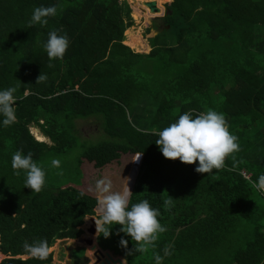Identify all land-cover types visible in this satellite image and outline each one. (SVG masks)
Masks as SVG:
<instances>
[{"label":"trees","instance_id":"16d2710c","mask_svg":"<svg viewBox=\"0 0 264 264\" xmlns=\"http://www.w3.org/2000/svg\"><path fill=\"white\" fill-rule=\"evenodd\" d=\"M41 5H55L57 14L29 27ZM130 14L127 0H0V89L14 87L18 98L15 123L0 127V264H51V251L45 260L22 258L23 243L44 239L49 249L78 237L97 205L84 185L89 171L131 162V189L135 153L142 157L130 203L148 200L165 231L135 252L136 242L114 225L108 238L97 236L101 249L126 264H154V254L162 264H264V193L252 186L264 173V0H171L161 26L147 28L158 29L147 53L123 43ZM55 29L69 45L50 61L43 44ZM40 73L46 79L36 83ZM209 109L223 113L238 138L224 167L201 174L195 163L164 158L156 133L183 112ZM90 119L99 135L80 139L77 121ZM31 126L50 143L34 139ZM74 145L81 147L75 183L36 193L23 173L13 174L17 150L41 165Z\"/></svg>","mask_w":264,"mask_h":264},{"label":"clouds","instance_id":"9594fccd","mask_svg":"<svg viewBox=\"0 0 264 264\" xmlns=\"http://www.w3.org/2000/svg\"><path fill=\"white\" fill-rule=\"evenodd\" d=\"M57 14L55 5L35 7L28 20L29 27L36 24L44 26L49 17ZM60 29L47 33V40L43 49L49 60H59L68 48L67 34H59ZM46 79L41 73L36 83ZM16 89L8 87L0 89V127H9L16 121L15 104ZM155 144L159 152L168 160H179L183 164H194L197 173L213 174V170L224 167L225 158L239 150L237 136L228 130L223 113L215 110H207L199 114L186 111L180 114L174 122L159 130ZM141 153H139L140 155ZM139 155L136 157L138 159ZM135 159V160H136ZM51 166L60 167L58 159L51 160ZM11 168L14 175H24V187L31 192H40L45 184V171L32 159V153L23 154L20 150L11 156ZM60 174V173H58ZM252 186L264 193V173L258 175ZM94 191L99 211L98 217H92L95 223L97 236L108 238L114 225H120L119 232L135 241V252H143L157 239V234L165 231L157 217L160 211L150 206L148 200H140L130 203L132 192L129 187V179L121 190H113L110 177H102L95 181ZM174 199L169 197L163 201L165 208L171 206ZM120 245L127 247V241L120 239ZM25 253L32 258L45 260L48 257V244L44 239L34 240L31 243H23ZM130 254V253H129ZM154 264H162L163 257L154 254Z\"/></svg>","mask_w":264,"mask_h":264},{"label":"rangeland","instance_id":"374dc122","mask_svg":"<svg viewBox=\"0 0 264 264\" xmlns=\"http://www.w3.org/2000/svg\"><path fill=\"white\" fill-rule=\"evenodd\" d=\"M143 1L145 0H129V2L127 1L130 5V8L134 9L135 17L131 16L133 19V25L124 31V43L135 52L147 53L150 50V46L148 44L147 38L153 36L158 30V29H150L149 31H147V28L154 21L158 23L159 27L161 26L160 21L157 19H159V17L163 15L164 10H166V5L169 4L171 0H158L157 4L161 10L157 13H150L149 10L144 6ZM134 37L140 38L141 40L140 45L132 44V42L134 41L131 40ZM76 126H78L79 129V133L81 137L80 139L96 138L99 135V133L96 132L99 131L100 127L94 120H90L88 122L83 120H78ZM30 131L34 139L36 138V140L38 141L44 140L46 143H50L48 138L42 135L38 127L31 126ZM80 153H81V147L79 145H74L68 151H65L64 153H60L57 155H53L51 159L46 161V163L44 162L41 163L40 166L44 169L49 170V175L51 176V178L48 181L47 180L45 181V184H50L51 187H58L66 184L75 183V180L77 178L76 171L78 168L77 159ZM52 159H58L60 161V167L58 169L51 166ZM138 167L135 173L137 172ZM99 171H100L99 169L90 170L89 171L90 176L84 182L85 183L84 185L88 187L87 189L90 192L95 193L94 191L95 181L102 177L105 176L110 177L113 183V190H117V191L122 189V187L126 182V178H128L127 175L128 169H121L120 173L117 175L115 172L103 173ZM111 173L113 175H111ZM98 215H99V211H98V207H96L95 213L92 216L98 217ZM90 223L91 222L84 217V223L81 224L80 227L86 228ZM83 234H87L88 235L87 237H91V234L88 233L87 231ZM79 237H83V235L80 234L78 237L75 238L56 239L54 243L49 247V251L52 252L51 264H81L80 262L76 261L78 260L77 257H79L81 252H77V251L72 252L76 262H73L71 260L70 255H71V250L73 248L83 245L87 247L86 250L87 255L92 256V251L88 249L89 246L86 245V243H84L83 241H81ZM27 256L28 255H22L21 257L25 258ZM2 258L3 256L0 255V260ZM89 262L90 261L88 259L87 262H85V264H88Z\"/></svg>","mask_w":264,"mask_h":264},{"label":"water","instance_id":"95a60500","mask_svg":"<svg viewBox=\"0 0 264 264\" xmlns=\"http://www.w3.org/2000/svg\"><path fill=\"white\" fill-rule=\"evenodd\" d=\"M143 4L149 10L150 13H157V12L160 11V8L157 5V1L156 0H145V1H143ZM164 13H165V10H164ZM137 154L139 155V153H135L134 156L137 155ZM124 155H126V154H124ZM141 157H142V154H140V164H141ZM130 163L122 164L115 171L116 175L120 173L121 169H128V166H129ZM140 164H139V167H140ZM139 167H138L137 172L134 175L133 183L131 185V189L130 190H132V188H133V185H134V182H135V178L137 177V174H138V171H139ZM99 172H103L104 173L103 170H100ZM111 175H113V174L111 173ZM95 195H96V193H95ZM92 217L93 216H91V215H86L85 216V218H87V219H89L91 221V225H89V226H91L90 229L86 230L88 233L91 234V237H82L83 238V242L86 243V245L89 246L88 249L90 251H92V257L94 258V260L90 264H117V263L118 264H124V262L122 260H120L121 258L116 257L115 260H114V257H112V255L107 250L101 251V249L97 246V244L95 242L97 234H96V230H95V223H94V220H93ZM105 256H108L110 258V260L107 261V259H104ZM102 258L104 260H101ZM116 259L118 261H116Z\"/></svg>","mask_w":264,"mask_h":264},{"label":"flooded vegetation","instance_id":"af4514ba","mask_svg":"<svg viewBox=\"0 0 264 264\" xmlns=\"http://www.w3.org/2000/svg\"><path fill=\"white\" fill-rule=\"evenodd\" d=\"M90 120H92V119H90ZM87 122H88V121H87ZM97 132H98V131H97ZM78 135H79V137H80V133H79ZM89 139H94V138H89ZM96 206H97V205H96ZM91 216H92V215H91ZM93 217H94V216H93ZM88 220H89V219H88ZM89 221H90V220H89ZM90 222H91V221H90ZM83 223H84V222H83ZM89 225H91V223H90ZM89 225H88L86 228H82L83 233H85L87 229H90L91 226H89ZM83 233H81V234L84 235ZM79 238H80L81 241H83V238H82V237H79ZM95 242H96L97 246L100 248V246H99V244H98V242H97V237H96V241H95ZM100 249H101V248H100ZM78 250H81V251H78ZM86 250H87V247H86L85 245H83V246H78V247H76V248H73V249L71 250V255H70L71 260H72L73 262L78 261V262H80L81 264H85V262H87V260L89 259L90 262H89L88 264L92 263L93 260H94V258H93L92 256H88L87 253H86ZM104 250H107V251L112 255V257H119V258H121V259L123 260V262L126 263L125 259H124L121 255H116V254H114L113 252H111V251L108 250V249H101V251H104ZM72 251L81 252V254L79 255V257H81V258L77 257L78 260L75 261V259H74V257H73V253H72ZM101 260H104V259L102 258ZM117 264H118V263H117Z\"/></svg>","mask_w":264,"mask_h":264},{"label":"crops","instance_id":"0c3cea01","mask_svg":"<svg viewBox=\"0 0 264 264\" xmlns=\"http://www.w3.org/2000/svg\"><path fill=\"white\" fill-rule=\"evenodd\" d=\"M127 1L129 2V0H127ZM134 13H135V12H134V9L131 8V16H132V17H135V14H134ZM150 26H151V25H150ZM123 43H124V40H123ZM124 44H125V43H124ZM125 45H126V44H125ZM104 259H107V261L110 260V258H109L108 256H105ZM124 264H126V263L124 262Z\"/></svg>","mask_w":264,"mask_h":264},{"label":"bare ground","instance_id":"6f19581e","mask_svg":"<svg viewBox=\"0 0 264 264\" xmlns=\"http://www.w3.org/2000/svg\"><path fill=\"white\" fill-rule=\"evenodd\" d=\"M33 132V131H32ZM38 135V134H37ZM39 137V136H38ZM36 139V138H35ZM44 141V140H43Z\"/></svg>","mask_w":264,"mask_h":264}]
</instances>
